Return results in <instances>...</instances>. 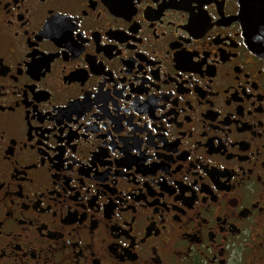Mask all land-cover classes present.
Instances as JSON below:
<instances>
[{"label": "flooded vegetation", "instance_id": "af4514ba", "mask_svg": "<svg viewBox=\"0 0 264 264\" xmlns=\"http://www.w3.org/2000/svg\"><path fill=\"white\" fill-rule=\"evenodd\" d=\"M239 8L0 0V264H264Z\"/></svg>", "mask_w": 264, "mask_h": 264}, {"label": "water", "instance_id": "95a60500", "mask_svg": "<svg viewBox=\"0 0 264 264\" xmlns=\"http://www.w3.org/2000/svg\"><path fill=\"white\" fill-rule=\"evenodd\" d=\"M245 40L253 53L264 59V0H238Z\"/></svg>", "mask_w": 264, "mask_h": 264}]
</instances>
